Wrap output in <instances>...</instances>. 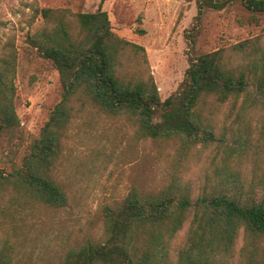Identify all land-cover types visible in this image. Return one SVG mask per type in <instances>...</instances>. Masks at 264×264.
<instances>
[{"label":"rangeland","instance_id":"374dc122","mask_svg":"<svg viewBox=\"0 0 264 264\" xmlns=\"http://www.w3.org/2000/svg\"><path fill=\"white\" fill-rule=\"evenodd\" d=\"M47 8L63 9L71 19L72 13L107 11L118 36L145 48L148 62L141 50H127V76H153L163 100L179 89L192 58L219 49L230 64L249 74L250 94L259 99L253 104L247 94L223 102L215 94L205 96L199 112L216 140L190 149L180 137L152 138L134 119L73 102L54 170L67 204L55 207L9 190L0 193V251L5 248L12 264H62L89 241H104L108 214L134 190L159 192L179 181L196 197L206 186L209 191L221 185L225 168L237 171L238 183L245 187L264 179V95L256 92L264 67L254 63L260 59L264 65L263 12L235 0L221 10L204 8L195 21L196 0H0V77L14 88L25 139L22 152L63 94L59 71L31 43L46 25ZM20 156H15L17 162ZM5 168L10 169L9 162ZM188 230L187 222L173 238L176 248L185 244ZM252 241L245 248L239 233L229 263H245L244 247L254 264H264V237Z\"/></svg>","mask_w":264,"mask_h":264},{"label":"trees","instance_id":"16d2710c","mask_svg":"<svg viewBox=\"0 0 264 264\" xmlns=\"http://www.w3.org/2000/svg\"><path fill=\"white\" fill-rule=\"evenodd\" d=\"M233 1L196 0L195 21L204 8L221 10ZM239 1L251 11L264 13V0ZM66 16L63 9H44L46 25L31 37L33 47L59 71L63 94L23 152L20 147L25 139L14 88L0 77L1 194L9 190L50 206L67 204L68 195L54 178V170L75 110L73 102L90 103L106 113L134 119L152 138L180 137L190 149L216 140L199 112L205 96L215 94L223 102L247 94L253 104L259 99L250 94L249 74L230 64L219 49L192 58L179 89L163 100L153 76H127V50H141L148 62L145 48L118 36L107 11L99 8L72 13V19ZM196 33L191 35L192 43ZM260 61L254 63L264 67ZM261 70L256 92L264 95V68ZM18 154L19 162L15 159ZM8 162L10 169L5 168ZM223 171L221 185L209 191L206 186L196 197L190 186L179 181L159 192L132 191L108 214L104 241H89L69 253L62 264H231L228 259L239 233L244 234L245 248L254 242L251 240L264 237V179L245 187L238 183L237 171ZM187 222L186 242L176 248L173 238ZM245 248L244 264H254ZM3 250L0 264H12Z\"/></svg>","mask_w":264,"mask_h":264}]
</instances>
